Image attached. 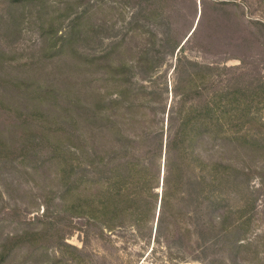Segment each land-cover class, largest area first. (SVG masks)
<instances>
[{
	"label": "rangeland",
	"instance_id": "rangeland-1",
	"mask_svg": "<svg viewBox=\"0 0 264 264\" xmlns=\"http://www.w3.org/2000/svg\"><path fill=\"white\" fill-rule=\"evenodd\" d=\"M0 264H264V0H0Z\"/></svg>",
	"mask_w": 264,
	"mask_h": 264
},
{
	"label": "trees",
	"instance_id": "trees-1",
	"mask_svg": "<svg viewBox=\"0 0 264 264\" xmlns=\"http://www.w3.org/2000/svg\"><path fill=\"white\" fill-rule=\"evenodd\" d=\"M238 61L242 64L241 59H238ZM214 110H216V109L212 107V109H210L209 111L211 113H213ZM185 126H186V123H181V124H179L177 130L173 132L171 125L170 124L167 125V130H168V135H169L168 139L166 140L167 141L166 142L167 152L170 151L169 146L172 145L173 150L177 149L174 152V154L176 153L178 155L177 157L180 156V154L178 153V147H179V145L183 139V136H184L183 131L185 129ZM214 126H215V128H217L219 125L215 124ZM151 139H155V137L153 135L149 134V138L146 141H151ZM128 143H129V140H128ZM130 143L138 144L139 142L137 139L135 141L130 140ZM126 167H128V169L127 170L124 169L126 174H125L123 180L121 182H116V184H113L112 192H107L105 194L102 193L100 195L99 199L97 200L98 203H100L101 207H102L99 210L101 218H95V217H93V218L94 219H100L101 221H103V223L105 222L104 223L105 227L106 226L109 227V225H107L108 224V223H106L107 221L106 220L104 221V219H102V218L107 219L109 217L110 219L108 218L107 220H116V219L120 218L122 208H120L119 206L121 204L125 203L124 198L131 196V194L130 195H124V196L122 194V189L125 186V184H127V179L130 182L134 179L133 183H138L139 176H140V170H137L136 172L133 171L132 167L129 166V162H125V163H123L122 166H120V168H126ZM130 167L132 169L131 171H130ZM178 175L180 176L178 164H176L174 168H171L169 170L167 167L164 182L167 179L171 178V180L173 179L175 181V183H177L178 178H179ZM128 199H130V198H128Z\"/></svg>",
	"mask_w": 264,
	"mask_h": 264
}]
</instances>
